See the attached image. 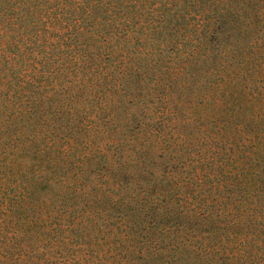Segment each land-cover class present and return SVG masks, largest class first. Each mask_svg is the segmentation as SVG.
Masks as SVG:
<instances>
[{
  "label": "trees",
  "instance_id": "trees-1",
  "mask_svg": "<svg viewBox=\"0 0 264 264\" xmlns=\"http://www.w3.org/2000/svg\"><path fill=\"white\" fill-rule=\"evenodd\" d=\"M213 255L264 264V0H0V264Z\"/></svg>",
  "mask_w": 264,
  "mask_h": 264
},
{
  "label": "rangeland",
  "instance_id": "rangeland-1",
  "mask_svg": "<svg viewBox=\"0 0 264 264\" xmlns=\"http://www.w3.org/2000/svg\"><path fill=\"white\" fill-rule=\"evenodd\" d=\"M206 88H207V82L204 81V78L200 76L196 104L201 110H203L205 107H207L209 105V101L203 96V93H205ZM188 131L189 130L187 128H185V129H183L182 132L187 133ZM209 131L211 132V130L209 128H205L202 131L195 133L193 145L191 146V142L189 144L184 143L182 145V149H188L191 147L190 151L194 152V154H195L197 149H200L202 151L204 157L207 158L213 149V144L212 145L210 144L212 139L210 140L208 137H206V135L209 134ZM184 157H187L186 153H184ZM224 240L225 239L218 240L216 243H214V247H217L221 242L224 245H227V242H225ZM208 243L212 244L211 241H208ZM217 256L218 255H213V259L210 260L209 264H222L221 261L215 260L217 258ZM218 258H220V257H218ZM204 261H205L204 259H200V262H204ZM226 261H228V260H226ZM226 261L224 262L225 264H227Z\"/></svg>",
  "mask_w": 264,
  "mask_h": 264
}]
</instances>
